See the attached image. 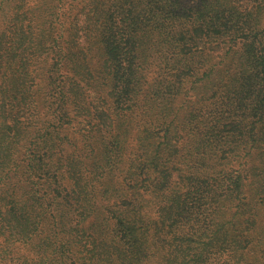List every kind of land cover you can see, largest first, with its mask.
I'll return each instance as SVG.
<instances>
[{
    "label": "trees",
    "instance_id": "1",
    "mask_svg": "<svg viewBox=\"0 0 264 264\" xmlns=\"http://www.w3.org/2000/svg\"><path fill=\"white\" fill-rule=\"evenodd\" d=\"M82 1L73 4V22L77 25L74 23L71 29L76 31L82 30L80 23L86 15H100L103 10L98 0H89L86 7ZM59 3L60 0H50L42 8L48 14V24L43 27L44 38L39 44L44 46V59L50 57V69L46 73L39 71L36 89H32L35 78L27 71H19L22 61L18 62L17 56L27 45L20 41L14 45L10 31L5 43L0 40V264H218L223 254L228 256V264L240 260L248 247L237 245L241 235L234 221L242 206H250L252 200L264 205V160L251 167L246 179L242 169L234 167L237 158H244L257 146L256 125L264 128V0H148L146 4L155 14L152 24L148 20L139 25L141 62L134 64H123L130 58L128 37L118 40L111 32H101L102 48L110 61L108 93L119 103L118 116L132 106L128 94L135 87L141 90L145 82L142 63L149 57V48L142 45L156 41L157 51L150 47V52H156L154 58L162 59L163 68L152 82L150 114L163 124V138L171 130L181 131L194 119L188 131L189 159L181 161L185 167L179 169L180 174L168 176L171 190L170 205L164 214L169 218L165 229L158 221L154 227L134 203L135 198L130 200L131 195H124L123 204L117 208L104 211L95 207L93 200L99 188L93 177L84 174L77 184L74 179V171L83 173L88 167L85 149L71 150L73 157L65 155L67 139L50 143L55 131H45L41 119L34 117L39 107V117L44 112V118H48L45 122L55 125L51 120H59L60 101L70 98L74 90L60 83L53 70L55 62L48 54L55 49L49 44L62 34L55 23L59 12L48 13L53 6L59 8ZM123 17L114 18L111 12L110 25L102 31L111 30ZM151 26L159 32H151ZM4 31H0V37ZM146 33L148 41L143 37ZM77 37L79 33L74 36ZM239 43L243 49L239 50L235 68L226 70L220 89L212 94L206 108L197 111L198 118L194 117L193 86L217 65L212 53L205 50L215 54V48H223V56L216 55L220 63ZM61 56L67 60L62 66L75 64L65 52ZM23 74L29 84L24 82ZM88 77H92L91 71L74 70L71 75L78 81ZM17 79L21 96L9 93ZM81 102L80 99L78 104ZM25 114L31 117L23 118ZM31 122H39V134L29 135L27 127ZM152 152L136 167L144 174H149L148 165L157 155ZM18 171H23L21 175H26L28 184L18 187V191L14 187L9 190L8 181ZM106 177L102 173L95 182L102 184ZM103 214L106 219L98 222V215ZM92 218L97 223L87 227ZM258 238L264 245V233Z\"/></svg>",
    "mask_w": 264,
    "mask_h": 264
},
{
    "label": "rangeland",
    "instance_id": "2",
    "mask_svg": "<svg viewBox=\"0 0 264 264\" xmlns=\"http://www.w3.org/2000/svg\"><path fill=\"white\" fill-rule=\"evenodd\" d=\"M48 1L50 0H0V20L3 19V22L0 21V31L5 30L4 33H1L0 40L3 41L10 31L14 34V45H17L19 41L27 45L17 56V60L18 62L22 61L19 71H27L35 78L32 89L39 87V71L46 73L48 68L50 69L48 64L50 57L44 59L45 53L42 51L44 46L39 44V40L43 41L44 38L42 36L45 33L43 27L48 24L45 20V16L48 14L42 11L44 4ZM75 1L77 0H60L59 8L53 6L52 9L48 10V13L59 12V16H55L57 17L55 23L62 29V34L59 31L57 33V35L60 34L59 39L55 43L49 44V47L55 48L48 51L55 62L53 70L55 76H59L58 80L60 83L62 82V85L65 82L66 85H70L69 89L74 90L70 98H63L60 101L59 120L58 117L51 120L55 122V125L45 122L48 118H44V112L39 117V107L37 116L34 117L37 121L41 119L40 124H43L45 131H55V135L49 141L50 143L58 142L64 137L67 139L64 141L65 155L73 157L71 150H77L79 147L85 149L84 153L88 157L86 161L88 167L83 173L81 171L77 174L74 171V179H76L75 183L77 184L84 174L93 177L94 182H92L96 183V187L99 188L96 191V194L98 193L97 198L93 200L95 207L104 211L117 208L119 204H123L124 195H131L130 200L135 198L134 203L143 211L145 218L151 219L154 227L157 225L156 221H158L159 225L165 229L169 218L164 214L167 213V207L170 205L168 198L171 190L168 176L172 173L180 174L179 169L185 167L181 161L189 159L187 153L189 145L188 131L194 125V119L192 118L188 125L185 124V127H180L181 131L171 130L166 138H163V124L155 121L150 114L149 109L154 93L152 82L163 68L162 59L154 58L156 52H153V54L150 52V47L157 51L158 43L156 41L142 45V47L149 48V57L146 62L142 63L143 72L146 73L145 82L142 83L141 90L135 87L128 94V97L131 98L129 103H132V106L125 109V112H121V116H118L117 113L120 112L119 103L116 102L115 96L108 93L107 72L110 61L105 56L101 42V32L104 35L106 31L111 32L118 40L121 37H128L129 42L126 43V46L129 48L130 54H127L130 58L124 61L123 64H134L135 61L141 62L139 58L141 56V46L138 44L139 25L141 22L144 23L148 20L152 24L151 17L155 14V11L146 4L148 0H98L101 9H103L100 15H97V12L96 16L93 17L86 15L84 22L80 23L82 30L76 31L71 29L75 23L73 22V15L76 13L74 12L75 5L73 6ZM88 1L83 0L81 3H84V7H86L85 3ZM125 7L128 8L129 14ZM90 12L93 13V11ZM111 12L114 14V18L123 15L124 17L120 19L121 23L115 22L116 25L111 30L106 28L102 31L103 27L110 25L108 16ZM118 12H121V14H118ZM103 22H105V26L102 25ZM75 25H77V22ZM152 27H150L151 32L154 34L159 32ZM22 32H25V34H21ZM78 33L79 37L75 39L74 36ZM121 33H126V35ZM47 34L53 35L52 33ZM108 37H110L109 33ZM143 37L148 41V33L144 34ZM30 39L33 40L35 45L31 43ZM3 43H5V40ZM46 43L48 44V41ZM210 46L211 44H208V47ZM240 46L239 43L234 48L232 47L220 63H218L220 60L216 55L223 56V48H215V54L205 50L209 54L212 53L213 60L214 62L217 61V65L213 67L210 75L193 86L191 108L192 114H196L194 117L198 118L199 112L197 111L200 108H206V105L211 101L212 94L220 89L222 83L220 79L225 75L226 70L235 68L239 50L243 49ZM59 47L62 48L61 51L58 49ZM63 52L68 54L75 64L62 66L67 61L65 57L61 56ZM40 59L43 61L40 62ZM74 70L91 71L92 77L82 78L78 81L71 78ZM23 77L24 82L29 84L30 82L24 74ZM131 78L134 77L131 76ZM16 81L18 79L10 87L9 93H17L21 96V92L17 91L18 84ZM64 88L67 87L64 86ZM37 97H39L38 94ZM80 99L82 100L81 105L78 104ZM30 117L29 114L23 116L26 119ZM38 128L39 122H31L27 127L29 135L39 134ZM255 129L257 131L255 135L257 146L250 151V154H247L244 158H237L234 162L235 168L242 169L244 179L249 177L252 172L251 167L255 163L264 160V128L258 124ZM155 137L159 140H155ZM86 143H89V145H86ZM150 150L153 151L152 154L156 152L157 155L148 165L150 168L149 174L147 172L144 174L145 172L141 168L137 169L136 167L142 164L143 158L147 156ZM22 172L18 171L8 181L9 190L14 187L15 191H18V187L27 186L28 180H26V175H21ZM102 173L107 175L104 182L102 184L98 181L95 182V178L98 180ZM160 199L161 203H159ZM160 214L164 216L161 217ZM110 215L112 216V213ZM102 218H105L104 214L98 215V222ZM93 222L97 223V220L90 219L86 223L87 227H90ZM234 224L241 235L237 238V245L248 248L244 249V255L240 257V260H236L231 264H264V245H261V239L258 238L261 233H264V205H259L256 200H252L250 206L245 204L242 206V211ZM105 233L108 235L110 232L106 230ZM105 233H102L101 236L106 237ZM228 262L229 258L224 254L217 261L218 264H228Z\"/></svg>",
    "mask_w": 264,
    "mask_h": 264
}]
</instances>
